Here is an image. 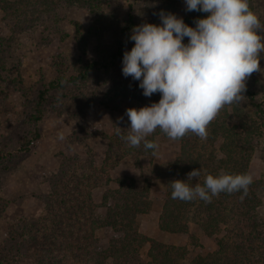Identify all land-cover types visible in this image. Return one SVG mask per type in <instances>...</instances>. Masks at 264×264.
Returning <instances> with one entry per match:
<instances>
[{
  "label": "rangeland",
  "instance_id": "374dc122",
  "mask_svg": "<svg viewBox=\"0 0 264 264\" xmlns=\"http://www.w3.org/2000/svg\"><path fill=\"white\" fill-rule=\"evenodd\" d=\"M18 1L0 0V150L5 153L0 162V252L6 244L14 253L7 264H82L79 244L89 231V196L100 203L104 191L116 186L114 180L127 176L139 186L146 179L151 181L152 207L138 217L142 234L166 245L186 247L189 260L217 251L218 238L207 236L195 223L187 234H170L159 227L166 182L154 173L165 171L179 155L178 141L156 135L157 155L141 156L140 165L130 156L120 159L111 147L112 138L120 137L114 128L118 118L128 120L126 109L142 106L139 81L122 74L123 58L111 64V55L120 44H126L123 52L134 46L129 40L128 16L135 15L136 26H159L161 11L184 21L189 16L184 0L56 3L54 12L38 22L22 15L25 10ZM253 1L252 11L264 25V0ZM259 35L264 36V31ZM80 59L99 62L100 69L87 82L73 85L68 80L75 75L74 64ZM260 59L264 69V53ZM65 67L66 86L51 92L38 123L40 138L29 153H19V139L34 132L29 117L39 91ZM246 86L255 96L252 100L246 89V100L238 104L239 112L231 124L239 127L246 118L261 125L248 174L253 181L264 183V70L253 73ZM154 97L155 103L161 99L159 93ZM117 147L123 149L120 143ZM261 197L260 212L264 214V191ZM21 219L34 224L37 244L32 249L26 240L13 242L16 240L10 236L11 226ZM111 236L108 229L96 233L102 248ZM149 247L148 243L141 251L144 259Z\"/></svg>",
  "mask_w": 264,
  "mask_h": 264
},
{
  "label": "trees",
  "instance_id": "16d2710c",
  "mask_svg": "<svg viewBox=\"0 0 264 264\" xmlns=\"http://www.w3.org/2000/svg\"><path fill=\"white\" fill-rule=\"evenodd\" d=\"M18 2L25 10L22 15L30 16V20L34 22L54 12L56 3L58 6L84 3L82 0H19ZM253 2L249 0L251 10H253ZM85 4L91 6L89 3ZM207 15L202 12H189L184 23L194 28V21L206 18ZM128 18L129 30H132L136 26L135 15L130 13ZM183 42L187 44L188 38H185ZM125 46L126 44L122 43L117 50L113 51L111 64L114 65L123 58ZM98 64L99 62L80 59L74 64L75 75L70 77L68 82L73 85L87 82L92 72L100 69ZM104 68L109 67L106 64ZM64 70L66 67L58 69V77L39 91L33 113L29 117L34 132L31 136L26 135L19 139V153H29L31 145L40 138L38 123L43 119L50 94L53 91L63 90L66 86ZM246 89L253 100L255 93L247 86ZM138 92V98L142 102L141 107L150 106L157 101L155 94L151 96L154 98L150 102L149 98L142 94V89ZM256 106L263 113L261 104ZM229 107L233 108V112H230ZM238 112V104L225 106L208 126L206 140H201L193 134L178 140L179 155L169 163L165 171L154 173L156 178H162L166 182L163 208L159 218L161 231L170 234H187L190 224L195 223L207 236L218 238L217 251L198 255L189 260L186 247L166 245L142 234L139 231L138 217L149 213L152 207L151 181L146 179L144 184L139 186L134 178L127 176L115 179L116 186L104 191L100 203H96L93 197L89 196L91 203L87 207L90 211L87 217L89 231L82 237V243L79 244L82 264H264V214L260 212L263 204L261 197L264 191L263 181H253L244 199L240 198L242 193L231 195L221 193L213 197L210 203L199 199L184 202L171 197L170 182L173 180L187 182V173L194 169H202L199 181L201 184L205 175L211 174L215 177L221 170L228 174L249 173V166L256 148L255 141L260 133L261 125L258 121L246 118L241 119L239 127L232 125L231 120ZM129 125L130 122L124 120L116 123L114 128L116 131V127L127 130ZM123 134L124 131L121 132V135ZM156 135L165 134L157 129L147 139L154 141ZM112 141L114 143L111 146L112 152H117L120 159L130 156L136 165H140L141 156L153 152V150L146 151L143 143L138 148L129 147L119 136L112 138ZM119 143L123 145V149L117 147ZM4 154L1 149L0 162L4 160ZM8 156H12V153ZM197 182L195 178L188 181L190 185ZM1 208L2 204H0V210ZM102 229H108L112 233L107 245L103 248L100 246L99 237H96V233ZM9 233L13 240H16L13 242L26 240V245H29L31 249L37 244L34 224L26 219H21L12 225ZM148 243L150 247L147 259H144L141 251ZM5 245L4 251L0 252V264H7L11 254L14 255L11 246L5 247ZM22 245H24L23 242Z\"/></svg>",
  "mask_w": 264,
  "mask_h": 264
},
{
  "label": "clouds",
  "instance_id": "9594fccd",
  "mask_svg": "<svg viewBox=\"0 0 264 264\" xmlns=\"http://www.w3.org/2000/svg\"><path fill=\"white\" fill-rule=\"evenodd\" d=\"M185 11L207 13L196 19L195 27L184 23L175 14L161 11V24L143 23L132 29L129 40L134 42L125 51L122 74L139 81L142 94L150 98L159 93L161 99L150 106L126 109L130 122L127 135L116 127L117 135L129 147L153 150L158 145L148 136L159 129L170 140L178 141L188 134L201 140L219 112L246 100L247 79L260 68L264 53V31L259 17L250 9L249 0H184ZM188 38V43L183 41ZM118 118V123L123 122ZM202 169L187 173V182H170L171 197L184 202L199 199L210 203L221 193H242L247 196L253 183L248 173L207 174L201 184ZM197 179L190 185L188 181Z\"/></svg>",
  "mask_w": 264,
  "mask_h": 264
}]
</instances>
